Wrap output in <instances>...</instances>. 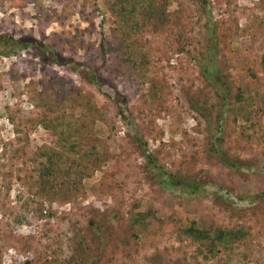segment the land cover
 Wrapping results in <instances>:
<instances>
[{
	"label": "rangeland",
	"instance_id": "rangeland-1",
	"mask_svg": "<svg viewBox=\"0 0 264 264\" xmlns=\"http://www.w3.org/2000/svg\"><path fill=\"white\" fill-rule=\"evenodd\" d=\"M208 1L212 22L225 23L218 30L216 61L245 93V101L235 107L242 115L238 126L253 123L264 134V25L263 29L256 25L257 33H250L254 16L264 20V0ZM177 10L173 3L170 13ZM205 23L194 15L184 32L187 40L178 38L174 24L163 34H146L143 41L149 43L152 64L139 70H146L149 76L148 83L141 86L137 78L118 70L115 55L103 58L100 54L102 39L110 36L113 26L102 0H0V37H33L46 42L63 58L80 64V70L94 68L103 84L84 82L72 70L73 65L61 67L34 52L0 56V157L2 146L15 136L6 107L19 106L28 114L33 109L29 88L41 80L48 84L61 81L65 89L73 86L92 97L94 105L107 113V121L94 128L93 124L83 141L102 143L109 150L102 170L87 179L83 192L69 202L27 203L30 196L18 176L29 165L19 158L0 160L7 164L0 168L2 264H41L47 255L65 258L70 255L74 235L85 234L90 220L101 221L114 212L127 216L135 204L142 210L157 209L158 221L135 239L124 233L128 225L121 219L116 235L109 239L103 264H264V140L256 138L250 145L241 140L239 128L231 122V104L220 123L216 113L207 121L192 107L195 99L202 98L216 105L217 112L221 110L199 66L209 39ZM151 85L156 87L151 92H158L159 97L147 106L145 96ZM85 106L83 103L73 112L80 117ZM88 118L94 119L91 114ZM247 134L255 137L251 130ZM216 135L223 140L218 143ZM29 138L32 148L48 142L43 128L31 132ZM217 145L232 161L243 162L245 169L236 172L225 166ZM142 149L171 173L204 178L206 192L190 196L155 185ZM7 183L11 184L9 195L5 194ZM192 221L230 228L241 223L251 234L252 248L247 257L239 248L231 257L221 254L206 260L197 245L180 233ZM123 234L129 236L128 246L118 241Z\"/></svg>",
	"mask_w": 264,
	"mask_h": 264
},
{
	"label": "trees",
	"instance_id": "trees-1",
	"mask_svg": "<svg viewBox=\"0 0 264 264\" xmlns=\"http://www.w3.org/2000/svg\"><path fill=\"white\" fill-rule=\"evenodd\" d=\"M102 1L110 14L113 26L110 28V36L102 39L99 47L100 54L103 58L115 55V65L118 70L137 78L141 86L148 83L149 76L146 70L143 72L139 70L147 69L152 64L149 43L143 41V37L149 33L163 34L174 24L179 32L178 38L187 40L184 32L192 22L194 15L198 17L199 23L205 19L204 27L209 39L207 50L199 66L214 96L219 99L218 104L221 110L217 112L216 105L210 104L208 99L197 98L192 102L194 103L193 111L207 121H210L216 113L217 121L220 123L225 118L226 108L231 104L234 106L231 109L233 112L231 122L235 128H239L241 140L248 145L256 138L264 140L262 129L257 128L256 124L238 126L241 114L237 113L235 107L245 101V93L241 84L235 83L230 74H223L216 61L219 53L218 30L225 23L224 21L216 24L212 22L208 0ZM173 3L178 6L176 13L169 11ZM232 21L236 25L234 34L238 36L240 33L238 20L234 18ZM256 25L263 29L264 20L259 16L252 18L250 33H257ZM28 51L34 52L42 60H48L61 67L73 65L72 70L78 73L84 82L96 83L103 87L94 68L87 66L80 70V64L63 58L46 42L33 37L19 39L12 35L0 37V56L10 58ZM250 74L254 76L252 71ZM1 79L2 76L0 81ZM45 82L41 80L38 85L29 88L28 100L33 109L28 114L22 113L23 110L19 106L17 108L6 107L7 118L14 127L15 136L12 141L2 146L0 160L6 162L9 157L19 158L23 164L29 165L27 172L21 173L23 176L21 174L18 176V180L22 182L30 196L27 203L54 202L60 199L69 202L83 192L84 182L93 177L96 172L101 171L108 162L109 150L105 145L102 143L89 145L83 141V137L89 133L93 124L94 128L98 122L107 121V113L94 105L91 96L81 94L77 88L72 86L65 89L61 81L49 84ZM38 87H41V90ZM152 89L156 87L151 85L150 94L145 96L147 106L154 104L159 97L158 92H151ZM83 103L86 105V112L78 117L73 110L80 108ZM89 114L94 118L92 121L88 118ZM245 119L250 121L248 118ZM38 128H43L47 132L48 142L32 148L29 135ZM249 130L254 133V138L247 134ZM215 139L218 143L223 140L217 135ZM216 149L221 162L229 169L236 172H242L245 169L243 162L232 161L229 155L222 151L221 145H217ZM141 152L149 165L151 179L155 185L171 192L190 196L206 192L208 183H205L204 178L171 173L159 164L153 154L145 149ZM6 165V163H0V168L4 169ZM5 189V194L9 195L11 184L7 183ZM27 203L24 204L26 207H28ZM119 214L120 212H114L106 215L101 221L90 220L85 234L78 232L74 235L69 256L54 258L47 255L41 264H103L109 239L116 235L117 225L121 219L126 220L128 225L123 230L124 233H131L135 239L139 238L140 232L158 221L157 209L142 210L139 204L133 205V209L127 216ZM180 233L197 245L199 255L204 256L206 260L216 259L221 254L231 257L239 248L244 249L243 257H247V253L252 248L251 234L241 223L230 228L218 224L205 226L192 221ZM118 241L121 245L128 246L129 236L123 234ZM0 264H2L1 258Z\"/></svg>",
	"mask_w": 264,
	"mask_h": 264
}]
</instances>
